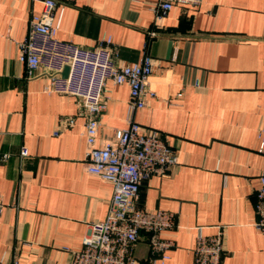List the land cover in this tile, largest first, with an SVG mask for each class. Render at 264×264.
Masks as SVG:
<instances>
[{"label": "crops", "instance_id": "crops-1", "mask_svg": "<svg viewBox=\"0 0 264 264\" xmlns=\"http://www.w3.org/2000/svg\"><path fill=\"white\" fill-rule=\"evenodd\" d=\"M41 1L0 0V264H72L112 198V186L85 171L81 101L47 93V78H27L18 61ZM54 1V22L63 11L57 39L93 49L109 37L118 66L144 54L153 60L155 97L142 109H131L126 84L106 82L97 146L133 122L160 132L175 150L178 165L143 181L135 203L174 216V229L160 234L171 244L165 264H195L197 236L219 228L220 264H264V238L254 226L264 168V0L174 5L161 20L155 0ZM134 257L160 261L145 234Z\"/></svg>", "mask_w": 264, "mask_h": 264}, {"label": "built area", "instance_id": "built-area-1", "mask_svg": "<svg viewBox=\"0 0 264 264\" xmlns=\"http://www.w3.org/2000/svg\"><path fill=\"white\" fill-rule=\"evenodd\" d=\"M156 20L165 18L174 5L198 6L202 0H155ZM38 15L31 16L25 40L19 45L18 61L25 67L27 78L41 74L47 78L45 91L78 98L86 118L87 174L112 186V198L104 220L88 226L80 251L73 252L72 264H138L134 249L142 234L153 254L160 255L159 264L169 259L170 242L160 239L163 231L175 227L173 214L166 211H146L135 203L141 183L153 175H163L178 165L175 150L160 132L129 122L126 128L115 130L111 141L97 146L99 116L108 92L106 82L129 88L131 109L145 107L146 98H154L148 89L153 72L152 58L144 56L136 63L118 66L110 49L111 39L93 49H86L57 39L62 10L56 22L54 0H42ZM68 67L67 78L61 74ZM181 95L179 94L178 97ZM69 120V124H73ZM56 135V134H55ZM258 152L264 155V130L258 132ZM27 156L26 149L20 158ZM4 160L7 155L2 156ZM260 187L254 194L256 230L264 238V168L259 176ZM5 206L0 199V215ZM221 228L214 236L198 235L193 249L195 264H220L225 250ZM154 264V263H152Z\"/></svg>", "mask_w": 264, "mask_h": 264}, {"label": "water", "instance_id": "water-1", "mask_svg": "<svg viewBox=\"0 0 264 264\" xmlns=\"http://www.w3.org/2000/svg\"><path fill=\"white\" fill-rule=\"evenodd\" d=\"M68 71H69L68 67H65L63 72H62V74H61V77L64 78V79L67 78Z\"/></svg>", "mask_w": 264, "mask_h": 264}]
</instances>
